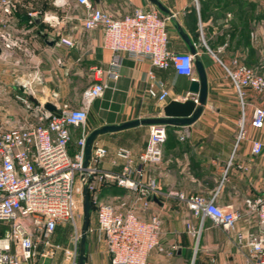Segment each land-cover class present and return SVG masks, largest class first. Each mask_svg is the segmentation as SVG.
<instances>
[{"label":"crops","instance_id":"0c3cea01","mask_svg":"<svg viewBox=\"0 0 264 264\" xmlns=\"http://www.w3.org/2000/svg\"><path fill=\"white\" fill-rule=\"evenodd\" d=\"M91 1L115 18L137 9L156 8L149 0ZM159 1L170 11V15H165L169 17V50L190 52L182 33L190 39L206 71L208 95L203 112L194 123L166 128L160 164L134 165L133 178L143 183L154 181L157 187V201L142 216L152 213L160 216V241L165 251L152 252L148 261L150 264H249L252 254L247 241L264 238L257 216L250 209L252 201L264 196V125L255 128L252 123L254 110L264 109V95L247 90L241 98L227 78L225 67L238 60L264 74V0H245L255 4V10L244 21L236 12L218 17L213 6L211 10L205 9L202 16L200 1L198 5L193 0ZM85 16L86 9L78 0H14L10 12H0L1 122L13 119L10 124L14 126L29 117L30 110L18 100L19 96L28 97L33 105L49 106L48 110L53 112L63 103L74 109L85 107L83 96L93 83L95 68L106 71L113 59L105 46L103 28L85 29ZM63 39L74 45H63ZM150 71L168 85L167 101L149 98ZM195 78L198 79L197 73ZM192 81L173 69H156L148 60L124 57L117 77L106 75L102 96L90 104L87 131L90 134L104 126L163 117V108L171 101L198 99L190 93ZM242 123L243 135L239 138ZM71 133L73 154L80 131L71 128ZM150 139V126L107 133L96 139L94 148L107 150L105 158L91 161L88 167L96 172L91 182L98 187L94 196L100 202L118 208L123 202L141 207L137 194L119 187L111 179L99 183L98 176L122 174L126 161L117 156L118 150L128 149L136 159ZM255 144L261 146L258 154L253 151ZM180 194L187 198H215L219 206L239 211L241 219L236 229L227 233L210 218L194 214L180 200ZM65 225L58 226L51 237L52 243H63L57 232ZM238 233L245 236L242 243L237 240ZM37 237L35 234L34 239ZM39 246L41 251L45 250ZM95 248L86 264H109L105 244H97ZM61 259L59 254L45 261L39 258L32 264H57Z\"/></svg>","mask_w":264,"mask_h":264},{"label":"built area","instance_id":"2783aa9c","mask_svg":"<svg viewBox=\"0 0 264 264\" xmlns=\"http://www.w3.org/2000/svg\"><path fill=\"white\" fill-rule=\"evenodd\" d=\"M193 1L198 5L199 0ZM13 2L0 0V12H10ZM78 3L86 9L84 28H103L105 46L112 52L113 59L108 70L95 68L93 83L83 96L85 107L74 109L68 103H63L53 112L44 106L33 105L28 97L19 96L18 100L30 110L29 117L22 124L0 127V224L8 228L5 235L0 237V264H32L38 256L39 245L45 249L43 257L55 258L58 252H62L61 264H79L78 241L82 233L71 248L52 243L51 237L59 225L76 224L77 176L80 175L82 185L88 188L89 193L94 195L98 190L97 185L91 182V176L96 172L84 168L89 106L102 96L106 88L104 77H117L124 57L148 60L156 69H173L180 76L196 80L197 54L169 50V17L158 9H137L122 18H115L96 8L91 0H78ZM61 43L68 47L74 45L65 39ZM225 71L241 98L247 90L264 95V75L238 60H233L232 66L225 67ZM148 83L149 98L157 102L169 99L168 85L154 71L149 72ZM195 101L198 103V99ZM252 123L255 128L263 127V108L254 110ZM71 128L80 131L73 154L70 153ZM241 129L239 138L243 135V123ZM150 135L148 146L136 159H133L130 150H118L117 156L126 161L122 174L98 176L99 183L111 179L119 187L137 194V200L142 202L140 208L128 206L126 202L120 208L97 203V230L104 241L109 264H150L148 260L152 252L165 251L160 241V216L155 213L142 216L154 204L156 184L154 181L143 183L132 177L136 163L144 166L162 162L166 127L150 126ZM260 150L261 146L255 144L254 153L258 154ZM106 155L105 148H93L91 161L100 162ZM179 198L194 214L210 218L227 233L233 232L241 219L239 211L219 206L215 198H187L183 194ZM94 199L97 197L94 196ZM250 209L256 214L264 234V196L252 201ZM35 234L38 235L37 240L34 239ZM244 239V234H237L239 243ZM246 245L252 254L249 264H264V238H250Z\"/></svg>","mask_w":264,"mask_h":264},{"label":"water","instance_id":"95a60500","mask_svg":"<svg viewBox=\"0 0 264 264\" xmlns=\"http://www.w3.org/2000/svg\"><path fill=\"white\" fill-rule=\"evenodd\" d=\"M94 1H98V0H94ZM149 1L162 14L170 15V11L167 8H165L159 0H149ZM182 36L184 41L188 45L191 54L196 55L197 50L194 44L183 33ZM195 70L198 75V79L192 81L190 86V93L198 96V103H196V101L193 99H188L184 102L173 100L163 108V114H164L163 117L146 118L142 120L138 119V120L126 122L122 125L104 126L102 128L94 130L87 136L86 139L84 168L87 169L89 167L95 141L101 135L123 131L126 129L135 128L139 126L161 125L167 128L169 126H184L194 123L202 114L203 106L206 103L207 95H208V79H207L206 71L203 63L199 61L198 58H196L195 60ZM46 108L50 109L49 106H46ZM83 197H84V203H83L84 218H83V225L81 232L82 235L80 242L79 264H85L87 259L86 242H87V234L90 227L91 211H92V204L90 201V195L87 187L84 188ZM154 201H157V199L154 198Z\"/></svg>","mask_w":264,"mask_h":264},{"label":"rangeland","instance_id":"374dc122","mask_svg":"<svg viewBox=\"0 0 264 264\" xmlns=\"http://www.w3.org/2000/svg\"><path fill=\"white\" fill-rule=\"evenodd\" d=\"M261 75H264L263 73H260ZM15 99V98H14ZM21 108L23 107L22 104H20ZM90 119V118H89ZM88 119L87 125H89L90 120ZM15 121V120H14ZM10 123H13V119L11 120H6L4 122L0 121V127H10ZM12 126V125H11ZM89 129V127H87ZM74 143V141H72V144ZM84 186L82 185L81 182V177L80 175L77 176V183H76V224H67L65 226H63L64 228L59 229L58 233V237L59 239L63 238V243L60 245L62 248H70L74 245V243L76 242V238L77 236L81 235L82 232V224H83V218H84V197H83V191H84ZM93 209L91 212V220H90V227H89V231H88V236H87V242H86V262L89 259L91 253L93 254L94 251H96L97 248H95V246L97 244L100 245H104V241L103 239L100 237L98 231H97V227L95 225V220H96V209H97V203L100 202L99 197H97V199H94V195H93ZM62 227V226H60ZM2 233H4V229H0V236L2 235ZM90 238V239H88ZM65 240V241H64ZM81 242V237L78 241L79 245ZM96 242V245H95ZM40 247V246H39ZM38 247L37 251H38V256L36 258V260H38L39 258H41L43 261L50 259V257L46 258L43 257L42 254L45 252V250H40ZM62 254V252H58V254H56L55 258L57 257V255ZM53 259V258H51ZM63 256L61 261L57 264H61L63 261ZM89 261V260H88Z\"/></svg>","mask_w":264,"mask_h":264},{"label":"trees","instance_id":"16d2710c","mask_svg":"<svg viewBox=\"0 0 264 264\" xmlns=\"http://www.w3.org/2000/svg\"><path fill=\"white\" fill-rule=\"evenodd\" d=\"M199 1L202 4V8H201L202 16H203V11L205 9L211 10V6H213L214 7L213 9H217L218 11V15H217L218 17L219 16L226 17L227 13L236 12L244 21V19L250 18L252 16L251 12L255 10V4H252L251 1H245V0H199ZM117 192L123 193L124 190H117ZM89 195L93 209V200H92L93 194L90 192ZM0 229H4V233H2V235L0 236L2 237L5 235V232L8 228L0 224Z\"/></svg>","mask_w":264,"mask_h":264}]
</instances>
